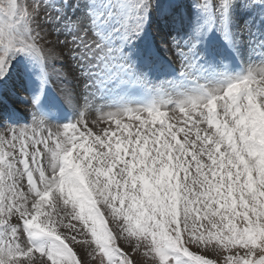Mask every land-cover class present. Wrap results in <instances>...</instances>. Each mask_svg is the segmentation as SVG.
<instances>
[{"label": "snow or ice", "instance_id": "6c2138e0", "mask_svg": "<svg viewBox=\"0 0 264 264\" xmlns=\"http://www.w3.org/2000/svg\"><path fill=\"white\" fill-rule=\"evenodd\" d=\"M0 264H264V0H0Z\"/></svg>", "mask_w": 264, "mask_h": 264}, {"label": "bare ground", "instance_id": "6f19581e", "mask_svg": "<svg viewBox=\"0 0 264 264\" xmlns=\"http://www.w3.org/2000/svg\"><path fill=\"white\" fill-rule=\"evenodd\" d=\"M50 31V35H49V39L52 40L53 42V46L61 53L64 54V61H63V67L64 69L67 71L68 75L70 78L74 77L75 76V70L72 68V61L69 59L68 57V53H67V49H68V45L66 44H60L58 41H62L65 39V36L63 34H60L59 36L55 35L54 33L51 32V29L49 30ZM156 31V28L155 26L153 27V32L155 33ZM164 54V53H163ZM175 58L173 57V60ZM60 65L57 64V67H59ZM64 82L60 81V80H57L55 77H53V80H52V84H51V90H55V92H58L59 93V90L62 86ZM72 83L73 85H75L77 87V91H79V86H78V82L73 79L72 80ZM23 92V91H22ZM19 94V93H18ZM22 95H26V93H22Z\"/></svg>", "mask_w": 264, "mask_h": 264}]
</instances>
